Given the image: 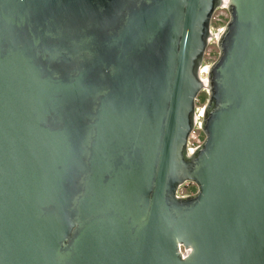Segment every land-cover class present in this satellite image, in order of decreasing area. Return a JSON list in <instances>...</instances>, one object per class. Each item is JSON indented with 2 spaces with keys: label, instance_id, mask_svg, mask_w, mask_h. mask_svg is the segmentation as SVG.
<instances>
[{
  "label": "water",
  "instance_id": "1",
  "mask_svg": "<svg viewBox=\"0 0 264 264\" xmlns=\"http://www.w3.org/2000/svg\"><path fill=\"white\" fill-rule=\"evenodd\" d=\"M0 264H264V0H0Z\"/></svg>",
  "mask_w": 264,
  "mask_h": 264
},
{
  "label": "rangeland",
  "instance_id": "2",
  "mask_svg": "<svg viewBox=\"0 0 264 264\" xmlns=\"http://www.w3.org/2000/svg\"><path fill=\"white\" fill-rule=\"evenodd\" d=\"M229 20V14L227 12L226 9H220L215 13L214 19L212 21V31L215 34H218L221 30V28H223L226 23ZM218 54H219V50L217 47V40L214 39L211 44L209 45L205 58H204V66H209L211 65L217 58H218ZM203 77H206V74L203 73ZM205 97V98H203ZM208 99V94L207 92H202L199 97L198 100L196 102V107L198 110H202L207 102ZM197 134L199 135V137H201V131L197 130ZM202 139V137H201ZM193 188H195V191H191L193 190ZM197 191V186L193 183H186L185 185H183L179 191V193L182 195H191V194H195Z\"/></svg>",
  "mask_w": 264,
  "mask_h": 264
},
{
  "label": "built area",
  "instance_id": "3",
  "mask_svg": "<svg viewBox=\"0 0 264 264\" xmlns=\"http://www.w3.org/2000/svg\"><path fill=\"white\" fill-rule=\"evenodd\" d=\"M223 28H221L220 32L223 30ZM199 115L201 116V113H199ZM197 130L201 131L200 128H197L192 133L190 141H189V147H191V148H197L199 145H201V143L203 141V139H201V137H199V135L197 134ZM179 195H181V194L179 193ZM181 196H187V195L182 194Z\"/></svg>",
  "mask_w": 264,
  "mask_h": 264
},
{
  "label": "trees",
  "instance_id": "4",
  "mask_svg": "<svg viewBox=\"0 0 264 264\" xmlns=\"http://www.w3.org/2000/svg\"><path fill=\"white\" fill-rule=\"evenodd\" d=\"M203 98H205V97H203ZM201 137H202V139H204V135H203V133L201 132ZM196 189L195 188H193V190H191V191H195Z\"/></svg>",
  "mask_w": 264,
  "mask_h": 264
}]
</instances>
